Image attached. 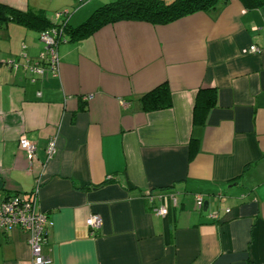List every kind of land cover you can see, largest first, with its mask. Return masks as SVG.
<instances>
[{
	"label": "crops",
	"instance_id": "obj_1",
	"mask_svg": "<svg viewBox=\"0 0 264 264\" xmlns=\"http://www.w3.org/2000/svg\"><path fill=\"white\" fill-rule=\"evenodd\" d=\"M113 1L0 0L50 23L71 12L56 75L23 68L43 51L40 28L0 21V201L29 199L40 181L49 264H264V5L78 31ZM163 84L170 107L143 109ZM161 189L177 201L156 200L164 215L145 199ZM93 213L96 231L85 225ZM32 260L24 231H0V264Z\"/></svg>",
	"mask_w": 264,
	"mask_h": 264
},
{
	"label": "built area",
	"instance_id": "obj_2",
	"mask_svg": "<svg viewBox=\"0 0 264 264\" xmlns=\"http://www.w3.org/2000/svg\"><path fill=\"white\" fill-rule=\"evenodd\" d=\"M78 2L84 0H77ZM71 12L69 10H61L54 14L51 26L40 31L38 39L43 45V51L35 60L28 59L25 55V64L23 68L29 75L45 76L48 70H51L53 75L58 72L59 58L57 47L63 40L64 30L68 24ZM249 50L256 51L255 46H250ZM8 66L16 69L18 63L8 61ZM40 95V93H38ZM91 97V95H89ZM18 146L22 149L28 158L32 161L36 158V146L28 140L23 134L19 136ZM56 152V137L48 140L45 148L46 159H50ZM40 181H36L33 188L32 196L29 199L21 195L9 197L6 200L0 201V231L8 230L13 227H19L27 234V243L32 253L33 264H49L50 258L42 253V244L47 237V228L50 225V219L46 213L41 211L37 206V195ZM146 198L152 203L153 196L149 193ZM171 202L175 205V195H171ZM159 200V198H158ZM203 203V198L200 195L196 196V204L200 208ZM155 213L164 215L167 213L165 205L160 204L155 206ZM85 225L96 231L102 225V219L98 214H90L85 219Z\"/></svg>",
	"mask_w": 264,
	"mask_h": 264
},
{
	"label": "trees",
	"instance_id": "obj_3",
	"mask_svg": "<svg viewBox=\"0 0 264 264\" xmlns=\"http://www.w3.org/2000/svg\"><path fill=\"white\" fill-rule=\"evenodd\" d=\"M243 5L247 7H258L264 5V0H240ZM229 0H115L113 2L104 4L93 11L87 23L81 25L78 31L90 32L96 25L105 22H114L119 20L143 21L151 24H166L179 19L183 16L198 12V11H212L221 8L227 4ZM24 22L26 25H32L40 28V31L51 26V23L44 20L43 14H28L21 13L0 3V21L7 19ZM43 22V24L41 23ZM43 26V27H42ZM68 30V24L64 30ZM142 107L145 110H157L168 108L171 105L169 89L163 84L154 90L144 94L142 97ZM212 97L208 99V103L202 108L205 110L211 104ZM154 200L150 203L155 208L156 200L167 199L170 200L174 191L171 189H161L156 192H149ZM145 199H147L145 197ZM170 202V201H169ZM168 202V204H169ZM163 204V203H162ZM157 206V205H156Z\"/></svg>",
	"mask_w": 264,
	"mask_h": 264
},
{
	"label": "water",
	"instance_id": "obj_4",
	"mask_svg": "<svg viewBox=\"0 0 264 264\" xmlns=\"http://www.w3.org/2000/svg\"><path fill=\"white\" fill-rule=\"evenodd\" d=\"M204 206H205V203H204Z\"/></svg>",
	"mask_w": 264,
	"mask_h": 264
}]
</instances>
